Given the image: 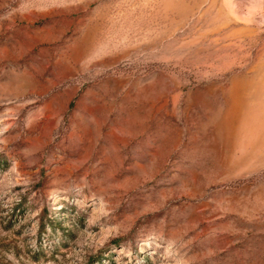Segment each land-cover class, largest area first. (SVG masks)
<instances>
[{"label": "rangeland", "instance_id": "1", "mask_svg": "<svg viewBox=\"0 0 264 264\" xmlns=\"http://www.w3.org/2000/svg\"><path fill=\"white\" fill-rule=\"evenodd\" d=\"M0 264H264V0H0Z\"/></svg>", "mask_w": 264, "mask_h": 264}]
</instances>
